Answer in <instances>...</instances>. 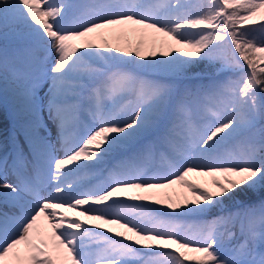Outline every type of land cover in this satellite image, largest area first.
<instances>
[{"label": "snow or ice", "instance_id": "6c2138e0", "mask_svg": "<svg viewBox=\"0 0 264 264\" xmlns=\"http://www.w3.org/2000/svg\"><path fill=\"white\" fill-rule=\"evenodd\" d=\"M4 107L0 264H264V0H0Z\"/></svg>", "mask_w": 264, "mask_h": 264}, {"label": "rangeland", "instance_id": "374dc122", "mask_svg": "<svg viewBox=\"0 0 264 264\" xmlns=\"http://www.w3.org/2000/svg\"><path fill=\"white\" fill-rule=\"evenodd\" d=\"M193 2L195 3V2H197V0H193ZM205 69V66L204 65H200V66H198V67H194L193 69H191V71H193V72H198V71H202V70H204ZM4 114H7V113H2L1 112V110H0V115H2V117H3V120L5 121L6 120V116L4 115ZM5 129H7V127H5ZM10 144V143H9ZM11 179H14V177H12L11 175L9 176V180H11ZM255 195H253L251 198H253ZM245 199H247V198H245Z\"/></svg>", "mask_w": 264, "mask_h": 264}, {"label": "trees", "instance_id": "16d2710c", "mask_svg": "<svg viewBox=\"0 0 264 264\" xmlns=\"http://www.w3.org/2000/svg\"><path fill=\"white\" fill-rule=\"evenodd\" d=\"M258 199H259V196H257V195H255L253 198H251L252 201H255V200H258Z\"/></svg>", "mask_w": 264, "mask_h": 264}]
</instances>
